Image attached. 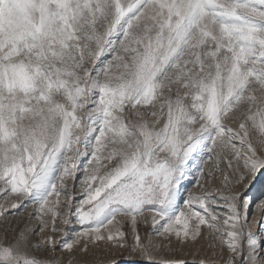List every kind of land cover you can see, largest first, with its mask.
I'll return each mask as SVG.
<instances>
[{
    "label": "snow or ice",
    "instance_id": "snow-or-ice-1",
    "mask_svg": "<svg viewBox=\"0 0 264 264\" xmlns=\"http://www.w3.org/2000/svg\"><path fill=\"white\" fill-rule=\"evenodd\" d=\"M221 162L222 187L207 188ZM258 173L264 0H0V198L39 221L12 227L0 211V264H80L82 241L129 247L118 218L145 264H187L157 259L156 238L207 241L191 264H264L251 197L235 191Z\"/></svg>",
    "mask_w": 264,
    "mask_h": 264
},
{
    "label": "rangeland",
    "instance_id": "rangeland-1",
    "mask_svg": "<svg viewBox=\"0 0 264 264\" xmlns=\"http://www.w3.org/2000/svg\"><path fill=\"white\" fill-rule=\"evenodd\" d=\"M103 59V57H101ZM158 110V105H157ZM227 123L232 127H237V124L232 122L231 120L227 121ZM163 124V121L161 122ZM215 166L212 163H209L207 165V168L212 169ZM227 170V163L221 162L218 171L220 172V175H217L212 178V182L208 183L207 179L205 180V184L207 188H220L222 187L223 180L222 176L224 172ZM83 176L82 172H77L75 179H70L67 181L68 188L71 190L75 188V193L77 198L83 196L82 188L77 184V181L80 180ZM193 177H189V181H191ZM233 180H235V177H232ZM2 187V185H0ZM235 191L241 193L243 196H249L251 197L250 206L248 210V216L249 220L252 223V231L256 234H263L262 230H259L261 228V224L264 223V210L262 209L259 213V221L257 222V226L254 225V219L256 215V208L259 204L264 203V174H257L255 177L249 178L244 181L243 184H240L236 187ZM197 194H204L200 192L199 190H196ZM15 199V197H8L7 200L0 198V211H3L5 207H8V211L4 212V216L8 217L7 223L8 225H11L12 227H19L23 228L25 225H28L29 227L32 224H35V221H30V216L34 215L37 212V209L34 207H30L26 212L23 213L22 216H15V215H9L12 211H19L12 210L10 208V204ZM258 200L257 202H254L255 200ZM61 200L63 201L64 198L61 197ZM61 211H64V209H61ZM150 218V217H149ZM130 218H118V220L125 221V228L124 231L128 233L127 236V243L129 247L125 248H119V247H112L111 245H105L104 243H101L98 247H90L88 253H81L80 248L83 246V241L81 242L80 246H77L74 249V255L77 259V261L80 262V264H101V261L105 262V264H145V262L141 259V255L138 256L136 253L135 255H130V246L133 243V238L131 235V228H130ZM142 219V218H141ZM143 220V219H142ZM37 228L39 227V222L36 224ZM57 226L63 228L65 231L68 230L67 226L61 225L59 221H57ZM78 227V226H77ZM138 230L141 232V234L145 237V240L147 239V236L151 233V225H148L147 227L139 224ZM5 231V223L3 220V217H0V233H3ZM12 233L9 232L8 236L9 239L11 238ZM47 235V232L41 234L40 237H34V241L41 239ZM62 238L61 233H56L54 235V239L57 242H60ZM156 244L161 245L159 251L153 252V254L157 257V259H164V260H170V259H176V260H185L187 264H191V261L193 260L195 253L198 249L204 248V251H211L207 249V241L200 240L196 244H192L189 242L188 244L184 246H180L177 242H173L171 245V248L169 249L166 247L168 244L167 240H164L163 238H156L154 241ZM57 248H59V243L57 244ZM96 248V249H95ZM94 249L96 250L94 252ZM204 251H201L199 256H195L196 259H200L204 256ZM35 255L41 259H49L51 256L47 252H37ZM58 255L62 258V264L67 260L68 253L66 252H59ZM227 251L225 250V259L227 258Z\"/></svg>",
    "mask_w": 264,
    "mask_h": 264
},
{
    "label": "bare ground",
    "instance_id": "bare-ground-1",
    "mask_svg": "<svg viewBox=\"0 0 264 264\" xmlns=\"http://www.w3.org/2000/svg\"><path fill=\"white\" fill-rule=\"evenodd\" d=\"M257 201H258V200L256 199L254 202H257ZM262 209L264 210V203L259 204L258 207L256 208V215H255V219L253 220V221H254L253 224L256 225V226H257V222L259 221V219H258V218H259V217H258V216H259V213H260V211H261ZM129 220H130V219H129ZM38 222H39L38 220H35V224H32L30 227H36V226H37L36 224H37ZM124 223H125V221H122V223H120V224H118V225H116V226H117V227H120L121 230L124 231V228H125V226H124L125 224H124ZM139 224L144 225V221H143L141 218H138V219H137V228H138V225H139ZM263 224H264V223H263ZM148 225H151V219H150V218H148ZM144 226H145V225H144ZM259 230H261V228H259ZM263 234H264V233H263ZM95 249H96V248H95ZM95 249H94V252L96 251ZM137 254H138V256H140V253H139V252H137ZM135 257H136V254H135Z\"/></svg>",
    "mask_w": 264,
    "mask_h": 264
}]
</instances>
